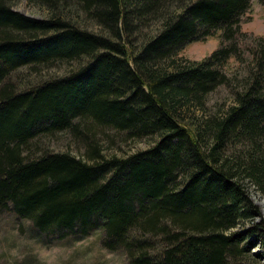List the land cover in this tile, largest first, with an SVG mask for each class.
Segmentation results:
<instances>
[{
  "label": "trees",
  "instance_id": "trees-1",
  "mask_svg": "<svg viewBox=\"0 0 264 264\" xmlns=\"http://www.w3.org/2000/svg\"><path fill=\"white\" fill-rule=\"evenodd\" d=\"M16 1L0 0V214L46 246L100 232L126 264H264L245 187L264 193V36L241 29L251 0H27L44 18ZM217 32L201 60L179 55ZM219 87L231 102L209 106ZM62 131L79 155L37 141ZM101 136L152 142L106 156Z\"/></svg>",
  "mask_w": 264,
  "mask_h": 264
},
{
  "label": "rangeland",
  "instance_id": "rangeland-1",
  "mask_svg": "<svg viewBox=\"0 0 264 264\" xmlns=\"http://www.w3.org/2000/svg\"><path fill=\"white\" fill-rule=\"evenodd\" d=\"M12 8L34 18L48 16L45 8L29 3L27 0L16 1ZM92 29L98 30L96 26H93ZM241 29L252 35L264 36V6L258 0H251L250 8L243 15ZM218 33L209 36L204 41H196L186 45L179 55L189 60H201L219 45ZM73 67L74 64L69 63L42 69L38 74L29 73V69L26 68H22L21 72H28L33 79H41L47 76L63 75ZM229 102H231V98L224 87H219L208 96L209 106L222 107ZM198 114L201 115V113ZM190 122L192 123V120L188 118V123ZM37 141L49 150H68L75 155H79L83 151V148L78 145L68 131L43 136ZM151 142V138L134 141L115 138L114 142L110 143L104 136H101L100 140L103 153L106 156L112 154L124 156L148 147ZM245 187L264 218V193L249 181H245ZM257 221H259V217L253 220V222ZM250 225L249 221L243 225H238L235 229L248 228ZM27 227L28 222L26 220L16 218L11 212L0 214V264H126L123 253L111 252L101 247L100 232L93 233L74 243L59 242L46 246L31 238L25 230ZM251 251L259 252L261 248L255 246Z\"/></svg>",
  "mask_w": 264,
  "mask_h": 264
}]
</instances>
